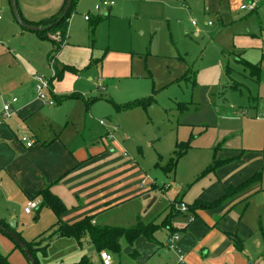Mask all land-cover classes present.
I'll return each instance as SVG.
<instances>
[{
    "label": "crops",
    "instance_id": "1",
    "mask_svg": "<svg viewBox=\"0 0 264 264\" xmlns=\"http://www.w3.org/2000/svg\"><path fill=\"white\" fill-rule=\"evenodd\" d=\"M99 1H78L68 22V37L59 46L51 38L54 33L43 37L21 28L12 15L10 0H0V117L5 102L17 99L13 104L16 113L0 122V222L8 227L16 219V232L24 242L34 245L36 223L41 222L44 228L51 223L44 232L54 233L59 218L43 206L41 196L49 189L65 205L60 219L63 224L92 217V224L98 228L158 226L132 243L122 238L117 254L106 250L114 264H264V108L258 104L249 115L234 107L230 111L223 109V105L201 95L202 102L176 101L171 111L178 114V126L186 132L194 133V128L199 131L196 138L191 134L190 140L184 141L177 126V136L173 138L176 148L193 139L206 145L199 153L197 166L184 177L177 167L172 171L170 162L166 166L158 164L162 156L154 159L156 166L145 164L140 150L143 141L139 127L145 121L141 109L154 106L162 94L157 90L149 94L137 90L119 97V83L127 86L126 80L137 78L133 68L127 75H117L121 65L115 58L111 60L112 51L104 61L89 63L90 80L80 81L82 78L77 77L80 72L75 56L83 46L79 42L82 34L88 33V39L100 38V25L109 22L112 36L124 31L126 19L132 14L128 22L131 28L135 27L133 20L143 16L133 12V0H115V5L97 12L95 5ZM253 1L204 0L208 14L204 10L194 26L189 14L198 8V0H185L187 9H177L183 13L177 22L188 26L186 34L193 31L195 36L204 37L214 26L212 21L211 25L205 23L206 15L219 21L223 29L216 33L220 36L227 32L226 43L219 45L222 55L228 57L229 65L241 63L245 72L260 81L264 91V0H257L260 2L256 9L248 12L246 7ZM65 3L66 0H18L21 15L31 24L49 21ZM78 12L80 19H76ZM252 13L258 16L259 28L247 21ZM86 15H90L89 21ZM136 27L145 34L143 27ZM258 46L261 52L254 51ZM53 57L56 76L51 67ZM87 64L79 68L85 69ZM250 65L259 67V76L253 75ZM40 76L50 81L47 97L55 102L52 106L38 98L36 78ZM100 78L109 100L96 92ZM188 80L185 75L174 83ZM144 100L149 101L144 107L120 109L129 102ZM106 103L114 108L103 113ZM101 116L110 118L107 126L101 124ZM22 135L33 139L35 145L26 147L20 140ZM173 140L170 138L169 144L173 145ZM131 148L135 150L132 155ZM190 150L178 160V166ZM214 161L221 165L206 174ZM258 173L259 179L250 183ZM239 186L238 193L212 206L229 189ZM30 201H35L38 208L26 213ZM182 203L189 207L197 204L195 212L179 210ZM193 214L195 218L190 222ZM173 234L179 235L176 249L169 246L168 239ZM58 242L68 246L65 254L49 259L48 249L37 251L35 259L39 264L78 263L84 256L92 264H103L89 236L80 240L59 237ZM0 264H30L15 241L2 231Z\"/></svg>",
    "mask_w": 264,
    "mask_h": 264
},
{
    "label": "rangeland",
    "instance_id": "2",
    "mask_svg": "<svg viewBox=\"0 0 264 264\" xmlns=\"http://www.w3.org/2000/svg\"><path fill=\"white\" fill-rule=\"evenodd\" d=\"M133 1V12L139 11L143 15L141 19L133 20L135 27L131 28L128 25L130 19L134 17V14H132V17L129 16L126 19L123 32H115V35L111 36L110 23L106 22L100 25V38L96 36L95 40L94 38L88 39V33L82 34L79 42L83 43V46L76 50L78 53L75 56V61L79 67L88 63L85 69L77 67L80 72L77 77L79 78L80 76L82 78L80 81H85L90 78L89 65L91 62L93 64V61L96 60L104 61L108 52L112 51L111 53L114 56L110 55L111 60L115 58L116 62L121 65V67H118L117 75H127L130 69L133 68L134 76L137 78L126 80L124 83L127 86L119 83V97L122 98L124 95H128V91L134 93L137 90L148 94L157 90L158 94H162L157 98L154 106L148 109H141L145 121L139 127L143 141L140 150H142L141 159H144L145 164L156 166L157 160L154 159L162 156L157 162L166 166L171 161L170 159L175 156L174 153L177 148L175 146L176 141L174 142L173 138L177 136L178 114L171 110H175L176 101L198 102L200 100L202 102L200 99L201 95L202 98L206 97L208 101H214L219 106L223 105V109L230 111L234 107L237 110L247 111L249 115H252L253 108L255 106L258 107V104L261 105L262 109L264 108V91L260 81L252 77L248 71L245 72L241 63L235 62V66H233L234 64L229 65L228 57L222 55L219 45L226 43L227 32L220 36L216 33L219 29H223L221 28L223 25L219 21L214 18H208L206 15L205 23L208 24L209 21H212L214 26L210 27L204 37H198L193 34V31L186 34L188 26H180L177 22L183 14L181 10L177 9H187L185 0ZM203 1L198 0V8L192 9L189 15H192L193 18L191 17L190 22L195 21L198 24L197 17L204 14V10L206 11ZM186 12L185 10V14ZM206 14H208L207 11ZM80 17L81 12H78L76 19H80ZM151 19L154 20L152 23ZM249 20L256 25L259 23L256 13L250 14L249 18H247V21ZM113 23H116V21ZM136 25L143 27L145 34L141 33L142 30ZM257 26L259 28L260 24ZM253 49L261 52V47L259 46ZM229 50L230 48L227 49V51ZM243 55L246 56V54ZM185 75L186 77L188 76V81H181L179 84L174 83V80H178ZM96 92L100 97L102 96L104 99L109 100L108 92L104 94H101L100 91L99 94L98 90ZM203 92H205V95ZM107 105L109 104L106 103V106L102 107L103 113H107L114 108L112 105ZM164 108L167 110H164ZM99 120L104 121L106 126L111 121L106 116L99 117ZM178 128L180 129L178 133H180L181 138H185L184 141H189L191 134L195 136L194 138L199 134L198 128H194V133L183 131V127L181 129L178 126ZM146 137H153V139L146 140ZM160 138L165 141L159 143L155 140ZM170 138L173 140V145L169 144ZM150 143H153V145L149 147ZM180 144L184 145L185 143ZM186 144L191 149H189L190 153L179 162L180 166L178 164L176 166L184 177L192 173L197 166L199 153H201L203 146L206 147L205 143L196 139ZM131 150L133 151L131 152ZM131 150L130 153L132 155L135 150L132 148ZM149 204L150 202H148L146 210ZM40 223H38L39 225L37 223L34 225L35 242H39L38 245L41 243L45 250L48 249L51 252L49 259H56V257L64 255L68 246L60 245L58 242L59 237L56 235L53 239L49 238L55 232H44L51 223H45L48 224L45 225L47 226L45 228Z\"/></svg>",
    "mask_w": 264,
    "mask_h": 264
},
{
    "label": "trees",
    "instance_id": "3",
    "mask_svg": "<svg viewBox=\"0 0 264 264\" xmlns=\"http://www.w3.org/2000/svg\"><path fill=\"white\" fill-rule=\"evenodd\" d=\"M68 0H66L67 3ZM79 0H75L73 3V6L69 12V14L67 16L64 17V20L62 22H60L58 25H54L52 28L49 29V31H41V32H37L39 33L41 36H47L50 33H56V32H61L62 35V39L65 42V40L68 37V22L70 17L72 16V12L76 6V4L78 3ZM65 3V5H66ZM64 5V7H65ZM64 8H62V10L60 12L57 13V15H55L53 18H51L49 21L46 22H42V23H37V24H31L29 22L30 25H37L40 27H49V25L54 24L58 18L61 16V12L63 11ZM61 46V45H60ZM250 70H253V75L254 76H259L260 73V69L259 67H255L253 65H250ZM149 101H152V99H149ZM149 101H134V102H129L127 105L122 106L120 109H129V108H134V107H144L146 106ZM176 153L174 158L171 159L170 161V168H172V171L175 170L176 166H177V162L178 159H180L190 148L188 144H180L177 146ZM213 164H211L209 166V168L206 171V174L208 172L214 171L217 169V167H219L221 165V163L218 162H212ZM260 177V173H258L257 175L254 176V178L252 180H250L249 182L252 183L256 180H258ZM245 185V184H243ZM242 186H239V188L236 189H229L228 192L226 193L227 195L223 196L222 199H220L219 201H217L215 204H213L212 206H218L221 203L224 202V200L226 199V197L231 196L233 193L236 194L239 192V189ZM42 199L43 200V206H46L48 208H50L54 214H56L59 218V220L56 223V231L53 234L52 237L53 238L56 236L58 237H73L77 240H80L86 236H89V238L91 239V242L94 243V245L96 246V248L99 250V252H101L102 250H109L112 253L117 254V252L120 251V240L122 238H125L128 242H133L136 238L140 237V236H148V234L150 235L151 233H153L154 231H156L158 229V226H155L153 224L144 226L142 224L137 225L136 227L132 228V229H125V228H98L95 227L92 224V217H85V219H83L80 222H77L75 224H70V225H66L63 224L61 222V216L63 215V213L65 212V205L63 204V202L57 198L56 196H53L49 189H45L42 193H41ZM197 204L193 205V207H189V209L192 212H195L194 208L196 207ZM173 232H175L174 230H172ZM12 239V238H11ZM13 240V239H12ZM14 241V240H13ZM34 259H35V252L43 250L45 251L44 247H40V245H38L39 243L35 242V245L32 243H27ZM238 247H240L241 244V240L237 243ZM19 248V246H18ZM20 249V248H19ZM21 250V249H20ZM35 261L37 262V264H39L38 260L35 259ZM64 264V263H62ZM71 264H92V262L90 261V259H88V257H83L82 260L78 263H71Z\"/></svg>",
    "mask_w": 264,
    "mask_h": 264
},
{
    "label": "built area",
    "instance_id": "4",
    "mask_svg": "<svg viewBox=\"0 0 264 264\" xmlns=\"http://www.w3.org/2000/svg\"><path fill=\"white\" fill-rule=\"evenodd\" d=\"M259 1H253L249 4V6H247V11H253L254 9H256L257 5H258ZM115 5V0H100L96 5H95V10L97 12H101L103 9H109L111 6ZM2 17L0 16V19ZM85 19L87 21L90 20V15H86ZM193 25H196V22L193 21L192 22ZM209 25L212 24V22L208 23ZM51 38L60 45H64V41L62 39V35L61 32H56L54 33ZM66 41V40H65ZM51 67L53 70V75H55V70H54V64H55V60L54 57L51 59ZM56 76V75H55ZM37 85H36V91L38 94V98L43 101L45 104H47L48 106H52L55 104V102L51 99L49 100L47 97V90H49L50 88V81H48L45 77H37ZM97 89L101 92L104 93L106 91L105 86H104V80L103 78H100L97 84ZM17 102V99H13L12 102H5L4 104V113L3 115L0 117V122L5 121L6 119L10 118L13 114L16 113L15 107H13V104H15ZM101 124L104 125L105 122L101 121ZM113 138V137H111ZM21 142H23L26 147L28 148H32L35 145V141L31 138H29L27 135H22L20 137ZM38 208V204L35 201H30L26 208H25V212L26 213H30L32 212L34 209ZM179 210H181L184 213H190L191 210L189 209V207L185 204L182 203L179 207ZM195 216L194 214L191 215L189 221L193 222ZM178 239H179V235L177 234H173L169 237L168 241H169V246L172 249H176L177 248V243H178ZM99 258L101 259L103 264H114V258H112L111 254L106 251V250H102L99 253Z\"/></svg>",
    "mask_w": 264,
    "mask_h": 264
},
{
    "label": "water",
    "instance_id": "5",
    "mask_svg": "<svg viewBox=\"0 0 264 264\" xmlns=\"http://www.w3.org/2000/svg\"><path fill=\"white\" fill-rule=\"evenodd\" d=\"M75 0H68L63 11L61 12V16L58 18V20L52 24L49 25V27H40L37 25H30L25 21L23 18V15L20 13L19 5H18V0H10L11 2V11L12 15L14 16V19L16 23L23 28L24 30H27L29 32H41V31H49L50 28H52L54 25H58L60 22L64 20V17L67 16L73 6ZM151 197L148 196L147 199H150ZM17 228V220L13 219L9 222L8 227L4 226L0 222V231L4 232L8 237H11L17 246L21 249V251L25 254L27 260L30 262V264H37L35 261L28 245L26 242L23 241L21 236L16 232Z\"/></svg>",
    "mask_w": 264,
    "mask_h": 264
}]
</instances>
